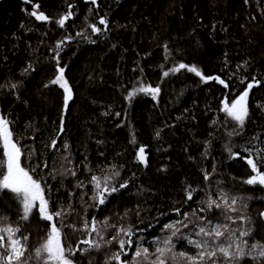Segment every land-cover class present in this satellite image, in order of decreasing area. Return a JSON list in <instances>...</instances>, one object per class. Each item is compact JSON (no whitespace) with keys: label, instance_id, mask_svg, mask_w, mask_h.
<instances>
[{"label":"trees","instance_id":"obj_1","mask_svg":"<svg viewBox=\"0 0 264 264\" xmlns=\"http://www.w3.org/2000/svg\"><path fill=\"white\" fill-rule=\"evenodd\" d=\"M180 64L202 76L172 71ZM60 69L71 89L67 106L63 89L51 83ZM252 83L259 86L248 93L241 125L225 102ZM145 86L159 92L138 91ZM0 116L49 211L61 212L47 221L35 209L24 220L14 194L0 191V228L18 227L26 248L20 264H43L46 254L37 259L35 249L53 223L74 264H119L112 259L118 252L133 264L137 248L149 257L135 264H150L157 247L171 248L167 264H189L178 255H196L189 240H208L209 251L232 244L231 259L217 251L203 264H264V185L245 182L255 175L248 159L264 172V0H0ZM215 225L227 226L224 236L196 235ZM121 239L132 242L127 255Z\"/></svg>","mask_w":264,"mask_h":264},{"label":"snow or ice","instance_id":"obj_2","mask_svg":"<svg viewBox=\"0 0 264 264\" xmlns=\"http://www.w3.org/2000/svg\"><path fill=\"white\" fill-rule=\"evenodd\" d=\"M91 3L95 4L96 0H91ZM35 7H39L36 5ZM32 16H34L37 20L46 21L48 20V17L44 13H37L36 11H33L30 13ZM72 16L71 11H69L66 15H64L61 19L57 21V23L63 27L65 22ZM100 24L106 25V20L101 18L99 21ZM94 32H99L100 29L97 28L95 25L91 26ZM59 46V45H58ZM187 68L188 71L194 72L197 76H202L201 72L195 67H189L184 64H180L179 68L173 69L172 71H179L180 69ZM60 74L51 81L52 84H59L61 88L65 91V106H67L68 100L71 98V89L68 86L67 81L64 79L63 76V69H60ZM168 73H165L167 75ZM203 78V77H202ZM204 79H211V78H204ZM218 79V78H217ZM223 83V81H221ZM15 87V85H13ZM253 87L252 84H248L247 88L251 89ZM139 91L142 92H151L154 96L159 92L158 88H141ZM248 96V91H244L240 97L233 101L231 106L228 105L227 102H225L224 110L227 112V114L232 117L234 120L239 122L241 125H243L244 119L247 116V108H246V98ZM55 142H53L54 144ZM0 145H2L3 149V158H0V191L8 190L11 193L14 194L15 198L20 202L23 208L24 215L22 216V219L27 220L32 213L33 209L37 207L38 202V212L40 214V218L47 221H52L53 217H59L61 215V212H55L52 213L49 211L48 208V200L44 196V190L41 187V184L39 181L33 179V177L29 174V171L25 170L21 166V149L17 145V143L12 138V132L9 127V121L0 116ZM231 151V149H229ZM138 159L143 161L145 159L144 157V148L141 147L138 152ZM248 164L251 165L253 172H255V175L251 176L247 181H245L248 184H260L264 185V172L259 171L256 163L249 159ZM75 173H73L74 175ZM116 175H119V173H116ZM207 178V177H206ZM106 180L108 178H105ZM92 181L95 184V187L97 189H100L101 183L100 179L96 176L92 177ZM125 185H121V187H124ZM104 191H108L107 187L105 186ZM112 191H116L115 188L112 189ZM95 199V197H94ZM188 199H192L191 192L188 193ZM105 202L103 194H100L99 203L103 204ZM232 203H235V200L232 201ZM225 206L231 210L235 211V209L231 208V205H228L227 199L224 200ZM212 205H215L216 207H221L219 203H216V201H209V208L212 207ZM228 219H231L228 217ZM182 223V222H181ZM211 224V221L208 222ZM187 225H185L186 227ZM88 227L87 222L85 223V228ZM175 225L169 224L165 225V228H174ZM221 227L227 228L226 225H215L211 230H207L204 227H199L198 232L196 235L203 234L206 237H215L219 238L225 235L224 231H221ZM92 232H96L97 229L95 227V221H93L92 224ZM20 229L18 227H12V226H6L3 228H0V249H3V251H0V264H20L21 258L24 256V252L26 251L25 246L21 243V240L16 237V233H18ZM119 232H123L125 235L131 236L132 230L129 229H123L121 228ZM119 232L117 235H119ZM176 233L173 232V235ZM248 235L247 232H242L241 236ZM23 239L26 241L28 237H23ZM112 240H116V236L112 237ZM81 243L88 244L89 247H99L98 244H94L92 241H82ZM107 243H111L110 241H107ZM131 245V240L125 241L123 239L118 241L119 247L121 252L124 255H127L126 252H124L125 244ZM165 245H168L171 243V238L169 237L163 242ZM189 243L192 244L196 249H198L196 255H189L185 252H180L178 255L187 260L189 264H203L205 259L212 260L213 257L217 255V251L221 253L225 258L231 259V253L229 249L232 247V244H220L216 249L214 250H208L211 245L208 240L204 241H192L189 240ZM245 243H247L245 241ZM253 247H256V245H253ZM238 249V256L242 257L245 253L242 250H239V245H237ZM84 251H87L85 249ZM166 252H171V248L167 247H157L155 250V253L153 255L159 254L157 256L156 260H152L150 264H167L166 259L163 257L165 256ZM43 254H46V258H43ZM70 255H75V252L72 250L71 247L65 248L64 244L62 242V234L61 229L58 228L54 223L50 226V231H48L47 237L45 242L41 245L40 248L35 249V257L37 259L43 258V264H74L73 260L69 258ZM176 253H173L172 259H175ZM143 256L145 260L148 259L149 253L147 248H137L134 257H133V264H135L136 258H139ZM260 256H264V251L260 252ZM31 259V257L29 258ZM112 259H115L117 261H120V264H128V262L121 261V253L118 252L113 255ZM23 264H28L27 260L23 261ZM213 264H215V261H213Z\"/></svg>","mask_w":264,"mask_h":264},{"label":"water","instance_id":"obj_3","mask_svg":"<svg viewBox=\"0 0 264 264\" xmlns=\"http://www.w3.org/2000/svg\"><path fill=\"white\" fill-rule=\"evenodd\" d=\"M252 85H253L252 88H254V87H258V86H259L258 83H252ZM252 88H251V89H252ZM251 89H248V88H247L246 90H247L248 93H249V91H250ZM246 90H245V91H246ZM248 160H249V159H248ZM248 160H247V161H248ZM247 163H248V162H247ZM248 165H249V164H248ZM249 167L252 169L251 165H249ZM102 194H103V197H104V195H105L106 193H105V192H102ZM99 198H100V195H99ZM98 206L101 207L102 204H100V203L98 202ZM91 229H92V227H91ZM92 233H93V232H92V230H91L90 235H92ZM119 264H120V261H119Z\"/></svg>","mask_w":264,"mask_h":264},{"label":"rangeland","instance_id":"obj_4","mask_svg":"<svg viewBox=\"0 0 264 264\" xmlns=\"http://www.w3.org/2000/svg\"><path fill=\"white\" fill-rule=\"evenodd\" d=\"M58 85H59V84H58ZM59 86H60V85H59ZM144 88H148V87L145 86ZM62 89H63V88H62ZM63 91H64V89H63ZM138 91H139V90H138ZM139 92H142V91H139ZM64 93H65V91H64ZM146 93H148V92H146ZM65 95H66V94H65ZM230 106H231V105H230ZM227 115H228V114H227ZM228 116H229V115H228ZM229 117H230V116H229ZM230 118H232V117H230ZM232 119H233V118H232ZM37 207H38V202H37ZM37 207L35 208L36 210H38ZM92 224H93V223H91V227H92ZM90 232H91V230H90ZM90 232H89V234H90ZM118 263H119V261H118Z\"/></svg>","mask_w":264,"mask_h":264},{"label":"flooded vegetation","instance_id":"obj_5","mask_svg":"<svg viewBox=\"0 0 264 264\" xmlns=\"http://www.w3.org/2000/svg\"><path fill=\"white\" fill-rule=\"evenodd\" d=\"M37 208H38V207H37ZM33 210H35V208H34Z\"/></svg>","mask_w":264,"mask_h":264}]
</instances>
